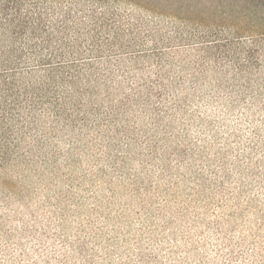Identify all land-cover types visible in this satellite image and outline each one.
<instances>
[{"label": "rangeland", "instance_id": "rangeland-1", "mask_svg": "<svg viewBox=\"0 0 264 264\" xmlns=\"http://www.w3.org/2000/svg\"><path fill=\"white\" fill-rule=\"evenodd\" d=\"M118 1L80 106L0 115V264H264L263 38Z\"/></svg>", "mask_w": 264, "mask_h": 264}, {"label": "trees", "instance_id": "trees-1", "mask_svg": "<svg viewBox=\"0 0 264 264\" xmlns=\"http://www.w3.org/2000/svg\"><path fill=\"white\" fill-rule=\"evenodd\" d=\"M196 1L216 3L220 16L233 17L236 34L256 33L264 40V0ZM67 2L63 7L57 0H0L2 117L17 110L31 126L40 110L58 123L70 112L69 106H80L76 97L90 93V81L84 76L99 63L101 40L114 48L116 30L123 26L122 17L111 6L119 1ZM42 5L48 7L50 17ZM260 47L264 52V41L255 43V48Z\"/></svg>", "mask_w": 264, "mask_h": 264}]
</instances>
